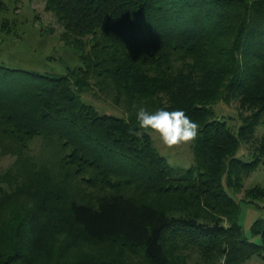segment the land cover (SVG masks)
Returning <instances> with one entry per match:
<instances>
[{
    "label": "trees",
    "instance_id": "1",
    "mask_svg": "<svg viewBox=\"0 0 264 264\" xmlns=\"http://www.w3.org/2000/svg\"><path fill=\"white\" fill-rule=\"evenodd\" d=\"M44 1L82 66L48 76L0 65V155L15 158L0 174V264H53L33 228L55 218L95 245L139 249L141 264H183L192 250L211 264L264 259V218L240 224L242 202L264 189L229 192L264 165V0ZM93 84L129 117L84 103L77 92ZM232 98L256 109L238 133L213 108ZM152 104L199 125L195 168L176 171L150 135L128 134ZM37 138L50 157L31 153ZM243 142L251 161L237 157ZM16 197L32 204L23 215L6 211Z\"/></svg>",
    "mask_w": 264,
    "mask_h": 264
},
{
    "label": "rangeland",
    "instance_id": "2",
    "mask_svg": "<svg viewBox=\"0 0 264 264\" xmlns=\"http://www.w3.org/2000/svg\"><path fill=\"white\" fill-rule=\"evenodd\" d=\"M64 32L56 16L47 10L44 0H0V65L48 76H66L69 71L78 70L82 66L81 54L71 43L65 41ZM89 49L88 46L86 50ZM77 94L84 103L94 106L100 115L129 117L125 108L114 102V93L110 88L101 90L98 84H93L89 90ZM155 107L157 106L149 105L148 111L154 112L157 110ZM213 108L216 117L226 120L234 133L248 124L247 119L256 110L241 107L235 98L228 103L219 101ZM151 137L157 151L168 160L173 169L184 172L195 168L193 143L169 150L159 143L155 135ZM263 137L264 118L260 120L254 133V138L259 141ZM237 151L239 159L252 160L251 144L243 142ZM31 153L46 159L52 154V146H45L42 139L37 138L32 143ZM14 161L13 157L0 155V174L11 169ZM256 185L264 189V165L246 178L241 187L234 189V193L229 192L236 201H240L245 199L246 190ZM26 204H31L28 199L16 197L6 211H12L14 216L19 213L23 215ZM260 218H264V199L256 200L253 204L242 202L240 224L246 232ZM62 219H66L65 214H62ZM33 229L40 236L38 246L48 250L46 255L52 256L53 264H141L144 260L139 249L130 250L116 242L95 245L87 241L79 231L66 222H58L56 218L49 225ZM185 253L188 258L183 264H211L205 261L202 252L192 250ZM213 257L216 259V254ZM243 264H264V259L254 256Z\"/></svg>",
    "mask_w": 264,
    "mask_h": 264
},
{
    "label": "clouds",
    "instance_id": "3",
    "mask_svg": "<svg viewBox=\"0 0 264 264\" xmlns=\"http://www.w3.org/2000/svg\"><path fill=\"white\" fill-rule=\"evenodd\" d=\"M139 131L128 129V134L141 138L143 134L155 135L166 149L174 150L180 146L193 143L199 132V125L183 110L169 111L159 108L149 112L139 107L136 112Z\"/></svg>",
    "mask_w": 264,
    "mask_h": 264
}]
</instances>
